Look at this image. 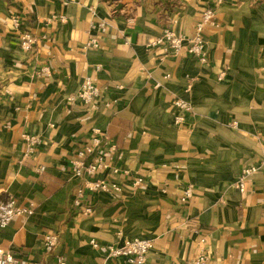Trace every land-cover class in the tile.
<instances>
[{
  "label": "crops",
  "instance_id": "crops-1",
  "mask_svg": "<svg viewBox=\"0 0 264 264\" xmlns=\"http://www.w3.org/2000/svg\"><path fill=\"white\" fill-rule=\"evenodd\" d=\"M215 1L0 0V203L34 208L0 231L19 264H129L107 247L135 238L152 243L145 264H264V0L218 3L207 64L151 46L167 26L191 36ZM88 77L94 106L78 96ZM94 129L117 145L119 172L101 177L123 191L85 189L77 207L72 162Z\"/></svg>",
  "mask_w": 264,
  "mask_h": 264
},
{
  "label": "built area",
  "instance_id": "built-area-1",
  "mask_svg": "<svg viewBox=\"0 0 264 264\" xmlns=\"http://www.w3.org/2000/svg\"><path fill=\"white\" fill-rule=\"evenodd\" d=\"M222 0H216L213 6L206 8L191 36L176 33L171 26L164 28L160 37H158L151 46L163 47L166 51L174 55L181 54L184 50L191 56L197 58L201 63L209 62V54L206 49L205 29L208 26H216V15L218 3ZM17 23V20H15ZM35 43L31 35H23L20 40V47L26 51H30ZM47 70V69H44ZM225 73H222L219 80L224 79ZM100 89L94 81L88 77L82 84L78 96L86 105L94 106L100 97ZM175 106L184 110H189V104L183 100H176ZM182 118L176 119L179 122ZM24 138L29 143L26 155L32 153L34 145L38 143L37 137L25 135ZM117 152V145L110 143L105 138L100 129H94V135L89 145L79 150L75 159L72 162V175L77 179L84 180V185L78 190L75 206L80 207L84 190L91 192H105L118 194L123 191V183L101 177L108 170L118 173V169L114 166V154ZM44 167L42 168V170ZM255 172L254 168L245 169L239 180V189L241 192L245 190L246 179ZM138 179L134 184L141 183ZM192 197V188H188L182 198L183 202H187ZM83 214L88 215L92 212L91 207L82 209ZM34 214L33 207L18 205L13 198H8L0 203V231L7 229L13 221L20 216H31ZM58 244V236L56 234H48L45 237L44 245L47 251H53ZM94 247H98L96 242H93ZM152 250V243L148 239L135 238L127 240L121 246L110 245L107 247L108 257L124 258L129 264H145L147 257ZM58 264H66L63 257H58ZM209 257L205 253L199 255L195 260L187 264H208ZM0 264H19L18 259L10 252L0 247Z\"/></svg>",
  "mask_w": 264,
  "mask_h": 264
}]
</instances>
